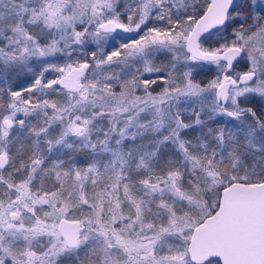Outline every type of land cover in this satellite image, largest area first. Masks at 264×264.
I'll use <instances>...</instances> for the list:
<instances>
[{"label": "snow or ice", "instance_id": "6c2138e0", "mask_svg": "<svg viewBox=\"0 0 264 264\" xmlns=\"http://www.w3.org/2000/svg\"><path fill=\"white\" fill-rule=\"evenodd\" d=\"M0 264H264V0H0Z\"/></svg>", "mask_w": 264, "mask_h": 264}, {"label": "trees", "instance_id": "16d2710c", "mask_svg": "<svg viewBox=\"0 0 264 264\" xmlns=\"http://www.w3.org/2000/svg\"><path fill=\"white\" fill-rule=\"evenodd\" d=\"M207 46V45H205ZM214 69V67H213ZM214 75V71L213 72H207V73H204L202 74L201 76L197 77V79H202V80H207V79H211Z\"/></svg>", "mask_w": 264, "mask_h": 264}, {"label": "rangeland", "instance_id": "374dc122", "mask_svg": "<svg viewBox=\"0 0 264 264\" xmlns=\"http://www.w3.org/2000/svg\"><path fill=\"white\" fill-rule=\"evenodd\" d=\"M208 67H212L213 68L214 66L209 65Z\"/></svg>", "mask_w": 264, "mask_h": 264}]
</instances>
